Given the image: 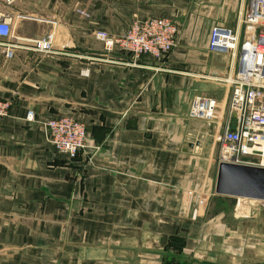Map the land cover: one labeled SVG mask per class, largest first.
Here are the masks:
<instances>
[{
  "label": "crops",
  "instance_id": "obj_1",
  "mask_svg": "<svg viewBox=\"0 0 264 264\" xmlns=\"http://www.w3.org/2000/svg\"><path fill=\"white\" fill-rule=\"evenodd\" d=\"M245 3L0 0V13L23 16L11 23L15 50L0 68L9 104L0 122V264H264V202L213 193L210 134L186 113L199 95L225 105L218 79L234 73L235 58L207 45L212 28L241 38ZM152 17L176 27L160 60L133 64L93 38ZM49 34V52L33 51ZM58 116L84 126L86 147L72 159L42 128Z\"/></svg>",
  "mask_w": 264,
  "mask_h": 264
},
{
  "label": "built area",
  "instance_id": "obj_2",
  "mask_svg": "<svg viewBox=\"0 0 264 264\" xmlns=\"http://www.w3.org/2000/svg\"><path fill=\"white\" fill-rule=\"evenodd\" d=\"M242 12L240 39L229 29L212 28L207 45L209 53L235 58L236 70L219 80L227 90V101L218 109L216 100L204 95L194 97L187 109L188 118L211 127L210 140L216 145V164H232L264 169V0H246ZM75 13L88 18L78 9ZM22 15L0 13V68L13 58L12 21ZM52 34L32 42V50L48 53ZM102 51L124 52L133 64L142 58L160 60L176 45V27L170 19L146 18L129 25L122 35L110 36L101 30L93 33ZM8 101L0 100V122L6 116ZM218 113L219 116H218ZM31 121V112L25 113ZM48 144L66 157L74 158L85 146L82 123L58 116L42 123Z\"/></svg>",
  "mask_w": 264,
  "mask_h": 264
},
{
  "label": "water",
  "instance_id": "obj_3",
  "mask_svg": "<svg viewBox=\"0 0 264 264\" xmlns=\"http://www.w3.org/2000/svg\"><path fill=\"white\" fill-rule=\"evenodd\" d=\"M213 193L264 202V169L218 163Z\"/></svg>",
  "mask_w": 264,
  "mask_h": 264
},
{
  "label": "rangeland",
  "instance_id": "obj_4",
  "mask_svg": "<svg viewBox=\"0 0 264 264\" xmlns=\"http://www.w3.org/2000/svg\"><path fill=\"white\" fill-rule=\"evenodd\" d=\"M222 79V78H221ZM221 79H218V80H221ZM204 96H208L207 94H205ZM197 123H198V127H199V130L200 129H202V130H206V132H208V134H210L211 135V129L209 128V127H207L206 126V124L203 122V121H197ZM211 141V140H210ZM216 150H217V148H216V145L214 146V152L216 153ZM214 153V154H215Z\"/></svg>",
  "mask_w": 264,
  "mask_h": 264
},
{
  "label": "bare ground",
  "instance_id": "obj_5",
  "mask_svg": "<svg viewBox=\"0 0 264 264\" xmlns=\"http://www.w3.org/2000/svg\"><path fill=\"white\" fill-rule=\"evenodd\" d=\"M221 104L218 105V109L220 110L221 109ZM220 113H218V116H219Z\"/></svg>",
  "mask_w": 264,
  "mask_h": 264
},
{
  "label": "trees",
  "instance_id": "obj_6",
  "mask_svg": "<svg viewBox=\"0 0 264 264\" xmlns=\"http://www.w3.org/2000/svg\"><path fill=\"white\" fill-rule=\"evenodd\" d=\"M167 264H170V263H167Z\"/></svg>",
  "mask_w": 264,
  "mask_h": 264
}]
</instances>
